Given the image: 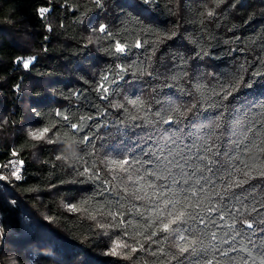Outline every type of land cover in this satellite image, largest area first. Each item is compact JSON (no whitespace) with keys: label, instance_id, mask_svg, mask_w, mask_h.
Wrapping results in <instances>:
<instances>
[{"label":"trees","instance_id":"obj_1","mask_svg":"<svg viewBox=\"0 0 264 264\" xmlns=\"http://www.w3.org/2000/svg\"><path fill=\"white\" fill-rule=\"evenodd\" d=\"M41 7L49 9L43 18ZM102 24L111 36L94 31ZM32 57L28 69L17 62ZM169 116L173 123H163ZM46 127L52 143L29 135ZM262 148L264 0H0V166L8 165L0 167V264H260ZM11 158L23 161L19 180ZM122 160L127 170L113 171ZM205 165L212 171H200ZM237 180L247 183L223 201L213 194ZM185 196H207L220 209L202 206L204 223L181 226L197 241L195 256H180L175 235L157 231L159 210L182 209ZM169 199L181 203L165 209ZM109 212L125 224L115 226ZM232 217L242 229L232 244L248 251L224 257L222 241L234 231L217 225ZM108 232L138 250L105 255Z\"/></svg>","mask_w":264,"mask_h":264},{"label":"snow or ice","instance_id":"obj_2","mask_svg":"<svg viewBox=\"0 0 264 264\" xmlns=\"http://www.w3.org/2000/svg\"><path fill=\"white\" fill-rule=\"evenodd\" d=\"M93 2L97 5V6H102L103 4V0H93ZM145 2H148V0H145ZM220 2H222V0H220ZM49 11V9L47 7H41L38 9V14L41 16V18L44 17V15ZM215 14L214 10H210L206 13L207 16L211 17ZM94 31H98L100 33H105L108 36H111V33L108 32L107 30V26L106 25H100L98 29H95ZM174 35V34H173ZM168 39L171 38V36L167 37ZM137 47H139V43L136 45ZM114 50L116 53H124L126 48L124 45L120 44L118 41L115 43L114 45ZM35 59V57L29 58V59H24V58H18V63H22L23 67L25 69H28L30 64L33 62V60ZM102 79L104 81L108 80V76L104 75L102 77ZM100 89H102L103 93H107L108 89L106 87L103 86V84L100 85ZM98 89V90H100ZM231 93L229 92L228 95H230ZM103 98V97H102ZM128 103H130L131 105H133L134 107L137 108H142L144 106V101L141 99H132L129 100ZM120 107H123V105H120ZM196 105H192V108H195ZM191 110V109H189ZM173 111H178V109H173ZM57 115H61L60 112H57ZM64 119H68L66 116L64 117ZM83 119H92V117H82ZM133 119H135V117H133ZM163 123L165 124H172L173 120L172 117L169 116L168 119H164ZM71 127L73 129H78L80 127V125L78 124H72ZM50 129L49 128H43L41 130L38 131H32L29 133V135L32 137V139L34 140H47L48 143H52V139L50 137L47 136V134L49 133ZM165 132H169L171 131V129H165ZM171 139V137H169V140ZM261 151H264V148L261 149ZM13 155H17V153H13ZM62 157H58V159H61ZM209 163H213L212 161H209ZM9 164L12 167V171H11V175L14 176L17 180H19L21 177L19 175L20 173V166L23 165V161H9ZM114 164V168L112 169L113 171H115L116 169H119L120 171H126L127 169L125 168V166L128 164L127 160H122L120 162H113ZM0 167H8V165H2ZM259 171L257 172V175L264 177V162H262L259 165ZM207 170L208 172L212 171L211 167H208L207 165H205V168L200 169V171H204ZM88 172L87 169H85L84 172H80L79 174L81 176L85 175ZM244 175L246 177L252 178V171H247L244 172ZM5 177L0 176V180H3ZM98 178V177H97ZM206 183H211L210 179L208 178H204ZM185 183H187V181H185ZM197 184H199V180L196 181ZM247 183V180H237L233 183H229L227 186H225L223 188L222 191H216L215 189L213 190V194L215 196H219L220 200L223 201L225 199V197L229 196L230 191L233 187H240L241 185ZM150 187H152L150 185ZM126 191V190H125ZM200 192H203L204 189L203 187L200 188L199 190ZM191 195L193 197L198 195V192L196 190H193L191 192ZM138 199H143L144 197H137ZM157 198H159V196H157ZM149 200L152 199V197H148ZM185 202L183 204V208L180 210H176V211H169L167 213V215L165 216L163 214V209L159 210V214H158V219L160 220V224L158 226L157 231L160 232H164V233H173L175 235V243H174V247L177 249L178 253L180 256H183L185 253H188L192 256L197 255V241L193 238H190L188 235H185V232L188 231V229L186 228H182L181 226L186 224L188 220H196L197 218L200 219V223H204V219L203 217L200 216L199 209L202 208V206H204V210L207 213H213V212H217L220 211L219 208H217L214 204H211V200L209 197L205 196L202 197L200 199H198L197 201H195V203L190 201V198L185 196L184 198ZM208 200V203L211 206H205V201ZM13 203H15V201H13ZM181 203V201L177 200V201H173V200H164L163 201V206L165 209L169 208V206L171 205L173 208H175L176 204ZM71 210L73 211H86V209H82V208H77L76 205H69L68 206ZM189 209H191L192 211H189ZM252 211H256L255 208L252 209ZM195 212V215L193 214ZM237 212H240L239 209H237ZM109 216L112 217L113 220H118V224L115 226H120L122 224H125V222L122 219H119V217L122 215V213H113V212H109L108 213ZM248 215H251V212L248 213ZM240 216L243 217L244 213L240 212ZM219 220L223 221L225 220V215L223 214V212H221L220 216H219ZM210 223L212 224H216V220L212 219L210 220ZM237 223V219L235 217H232V223L231 224H226V225H217V227H224L226 226L229 231H234V235L231 236L230 239H224L222 241V243L225 244H229V248L224 249L222 251H220V255L227 257L229 255L230 252H236V251H248L247 247H241L240 249H237L233 244L232 241H236V237L241 235L242 229H235V224ZM240 223L243 226H246L247 229H251V233L249 235H255L256 234V228H254V225L252 222H249V220L247 218H243L240 220ZM260 223H264V220L260 221ZM151 226V225H149ZM175 226V227H173ZM100 227L103 229L105 227L111 228L113 227L112 224H108V225H104L101 224ZM260 231L264 232V228H261ZM107 234V233H105ZM157 233L156 232H152L151 236H155ZM212 238L216 239L217 235L215 232H213L212 234ZM225 235H227V233H225ZM151 236H147L145 237V239L150 240ZM262 243H264V238H261ZM249 243L253 245V247H255V242L252 240H249ZM141 247H143V245H141ZM128 249L129 252H135L138 249L131 247L130 245H128L126 242L121 241V240H117V241H113L112 246L108 249V251L105 253V255H110V256H121L122 254L124 255L125 258H127L128 256V252H124L123 250ZM155 254V253H154ZM249 257H251V252H248ZM173 259H177L176 256H173ZM207 264H212V261H208ZM217 264H219V262H217ZM242 264H248V259L244 258L242 261ZM252 264H256V260L253 257L252 258ZM260 264H264V258H262L260 260Z\"/></svg>","mask_w":264,"mask_h":264},{"label":"rangeland","instance_id":"obj_3","mask_svg":"<svg viewBox=\"0 0 264 264\" xmlns=\"http://www.w3.org/2000/svg\"><path fill=\"white\" fill-rule=\"evenodd\" d=\"M10 161H18L16 158H11L10 159ZM11 166V165H10ZM11 171H12V167H11ZM98 223L101 225V221H98ZM103 224V223H102ZM105 225V224H104ZM101 228V227H100ZM102 229V228H101ZM108 230V227H105V228H103L102 230ZM108 235H109V238L111 239V240H109V248L112 246V244H113V241H117V239L116 238H114L113 236H112V234L110 233V232H108ZM19 247H21V245H18L16 248H19ZM124 251V250H123ZM31 259V258H30Z\"/></svg>","mask_w":264,"mask_h":264},{"label":"built area","instance_id":"obj_4","mask_svg":"<svg viewBox=\"0 0 264 264\" xmlns=\"http://www.w3.org/2000/svg\"><path fill=\"white\" fill-rule=\"evenodd\" d=\"M20 177H21V166H20V173H19Z\"/></svg>","mask_w":264,"mask_h":264}]
</instances>
